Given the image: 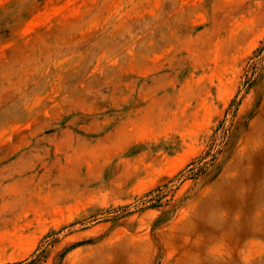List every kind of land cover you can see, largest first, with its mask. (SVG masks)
Wrapping results in <instances>:
<instances>
[{
	"label": "rangeland",
	"instance_id": "obj_1",
	"mask_svg": "<svg viewBox=\"0 0 264 264\" xmlns=\"http://www.w3.org/2000/svg\"><path fill=\"white\" fill-rule=\"evenodd\" d=\"M0 264H264V0H0Z\"/></svg>",
	"mask_w": 264,
	"mask_h": 264
}]
</instances>
